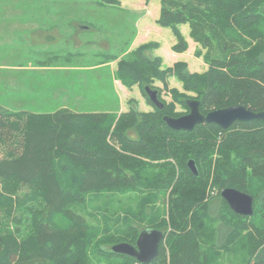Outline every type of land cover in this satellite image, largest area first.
Masks as SVG:
<instances>
[{"label": "trees", "instance_id": "16d2710c", "mask_svg": "<svg viewBox=\"0 0 264 264\" xmlns=\"http://www.w3.org/2000/svg\"><path fill=\"white\" fill-rule=\"evenodd\" d=\"M97 4L116 9L120 0ZM157 21L173 27L175 52L189 48L179 24H189L192 40L206 49L196 56L203 57L207 71L176 64L184 90L194 93L180 100L174 91L186 111L152 102L146 87L154 89L150 78L161 73L146 46L129 54L135 67L121 61L118 73L128 86L139 84L153 110L131 108L118 117L0 106V264H95L92 258L111 264H226L223 251L243 264H264V187L250 192V177L264 183V119L237 121L227 129L204 122L191 131L164 121L166 115L187 114L189 100H198L204 115L238 104L264 112V0H161ZM191 159L198 174L188 165ZM209 186L219 189L214 204L207 199ZM22 187L27 191L19 195ZM225 188L252 195L254 213H235L221 195ZM128 190L139 193L145 206L168 198L169 220L159 207L147 206L140 210V221L147 222L142 228L130 224L93 242L92 233L100 229L71 206L91 193ZM44 211L63 215L67 226L44 221ZM144 229L164 234L151 261L112 250L120 242L136 245Z\"/></svg>", "mask_w": 264, "mask_h": 264}, {"label": "crops", "instance_id": "0c3cea01", "mask_svg": "<svg viewBox=\"0 0 264 264\" xmlns=\"http://www.w3.org/2000/svg\"><path fill=\"white\" fill-rule=\"evenodd\" d=\"M83 1L0 0L1 107L43 111L39 113L59 109L76 112L125 109L116 87L117 63L134 49L141 31L145 35L147 30L140 27L138 18L136 31L127 36V45H123L125 35L116 32L122 22L96 18L100 9H104L97 4L98 0H92L93 5ZM146 3L143 9L150 15ZM121 6L122 1L118 8L130 12ZM132 12L141 16L134 9ZM21 47H32L30 59L19 54ZM100 47L103 52L98 51ZM8 102L17 106L10 108ZM30 105L39 108H25Z\"/></svg>", "mask_w": 264, "mask_h": 264}, {"label": "rangeland", "instance_id": "374dc122", "mask_svg": "<svg viewBox=\"0 0 264 264\" xmlns=\"http://www.w3.org/2000/svg\"><path fill=\"white\" fill-rule=\"evenodd\" d=\"M68 1V0H66ZM83 1V0H82ZM87 5H93L94 3L91 0V3H88L87 0H84L82 3ZM94 1V0H93ZM123 8H128V11H122L119 8H104L100 9V14L96 18H101L103 21L108 22H122L123 26L120 30L116 32H121L125 35L123 45H127V36L132 34L136 31L137 26H135L136 21L138 18L140 21V27L146 28L149 31L148 36L141 34L138 37V40L134 44V49H137L142 46L148 47L147 50L148 56L153 59V61L157 62L158 67L157 71L158 74L161 73L159 77L150 78L152 85L160 90V97L159 99L165 104H169L172 108L176 107V111H186L178 102L177 98L175 97L174 91H177L179 95V99H183L181 96L184 95L183 93H187L189 95H194L192 92H187L183 88V81L177 77L176 64L182 63L186 64L187 67L191 72H205L208 70V64L204 61L203 57H197L196 51L201 50L203 53L206 52V49H202L200 45L195 43L192 38L190 37V27L189 24H179L177 25L178 28L181 30L182 34L184 35L185 39L189 43V48L181 53L175 52L173 49V45L177 42V39L174 34L173 27L171 26H162L158 23V19L161 13V0H121ZM120 1V5H121ZM149 7L151 10L150 15H146L145 10L143 9V4ZM78 11V8H76ZM133 9L136 13L140 12L141 16L139 17L138 14H133ZM146 26V27H145ZM152 29V30H150ZM91 34V33H90ZM122 44V43H121ZM120 44V45H121ZM104 46V43H101ZM106 47V46H104ZM39 47H34V49ZM96 48V47H95ZM98 49V47L96 48ZM131 50L128 54H125L117 63L116 69V80H117V89L120 91V96H122L123 107L125 109L113 112L115 115L120 116L123 112L129 111L131 108H137L141 111H150L154 108L148 102L147 98L144 96L142 92V88L139 84H134L132 86H128L124 83L122 78L119 76L118 67L121 61L126 64H131L134 66V63L130 58H132L129 54L133 51ZM100 52H103L101 47L99 48ZM97 51V52H98ZM19 54L28 59L31 58L33 54L32 47H21L19 50ZM105 54H108L106 51ZM97 56V55H96ZM104 56V55H101ZM135 67V66H134ZM137 73V71L135 70ZM164 74H163V73ZM10 108H14L11 106L12 102H8ZM28 109L37 110L39 106L30 105L25 106ZM42 109V108H41ZM190 109V108H189ZM43 110V109H42ZM85 109H81L80 112H83ZM39 112H43L38 110ZM88 111V110H87ZM190 112V111H189ZM188 112V113H189ZM250 192H258L260 189L264 187V183L261 180L253 179L250 177ZM27 191V188H23L20 190L19 195H23ZM219 193V189L208 187L207 189V199H211V203H216ZM146 206L142 204L140 199V194L137 192H133L132 190H128L124 193L112 191V192H105V193H91L85 196V201L81 204L72 205L71 208L82 215L89 226L99 228L101 233H92L91 240L93 242L102 241V239L107 238L111 235H115L118 229L125 230L128 228L130 224L138 228H142L147 222L140 221V218L143 214L140 210L146 211L148 206V211L152 209V207H159L162 210L160 213H166V219H168V210H169V202L168 198L166 199L165 204H162L160 201L155 202H148ZM30 206V203L27 204ZM223 207H221L222 209ZM147 211V212H148ZM45 212V211H44ZM46 213V212H45ZM21 214L19 213V216ZM28 214H26V217ZM31 219V215L29 217ZM41 219L44 221H48L51 225L59 228H64L68 224V220L63 217V215H56L52 217L51 215L48 216V213L45 215L40 216ZM228 218L225 217V220ZM223 220V218H221ZM32 220V219H31ZM169 220V219H168ZM221 221V220H220ZM219 221V222H220ZM29 224L28 219L24 223L23 226H27ZM105 230H108L110 233H104ZM170 230V227L167 228ZM122 234V233H117ZM244 241H247L244 238ZM245 245V242H243ZM106 248L107 246L104 245ZM242 248V247H241ZM225 255L228 256V260H225L226 264H243L242 259H237L236 256L232 254V252L223 251ZM95 264H111L106 262L105 259L95 260L92 258ZM114 262V261H113ZM113 264V263H112Z\"/></svg>", "mask_w": 264, "mask_h": 264}, {"label": "water", "instance_id": "95a60500", "mask_svg": "<svg viewBox=\"0 0 264 264\" xmlns=\"http://www.w3.org/2000/svg\"><path fill=\"white\" fill-rule=\"evenodd\" d=\"M146 91L152 102L162 109L164 103L159 99V92L148 86ZM190 112L179 117L164 116L166 124L175 130L191 131L200 123H216L220 127L227 129L237 121H248L252 119H264V112H253L244 105H232L225 108L214 109L206 115L200 111L198 100H189ZM188 165L194 174H198V169L194 160H190ZM222 197L229 204L230 208L237 214L251 216L254 213V198L249 193L236 188H225L221 192ZM164 234L157 229H144L137 239L136 245L127 242H120L112 246V250L118 254L135 257L140 262L147 263L153 259L158 251Z\"/></svg>", "mask_w": 264, "mask_h": 264}]
</instances>
